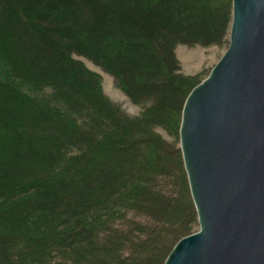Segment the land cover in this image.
Returning <instances> with one entry per match:
<instances>
[{
    "label": "trees",
    "instance_id": "trees-1",
    "mask_svg": "<svg viewBox=\"0 0 264 264\" xmlns=\"http://www.w3.org/2000/svg\"><path fill=\"white\" fill-rule=\"evenodd\" d=\"M232 8V0H0V264H149L167 241L163 264L188 233L170 232L171 193L191 200L198 224L179 127L201 79L182 73L176 46L222 43ZM79 56L113 75L142 113L110 100ZM167 121L177 130L178 175L155 133ZM148 138L155 145L143 147Z\"/></svg>",
    "mask_w": 264,
    "mask_h": 264
},
{
    "label": "water",
    "instance_id": "water-1",
    "mask_svg": "<svg viewBox=\"0 0 264 264\" xmlns=\"http://www.w3.org/2000/svg\"><path fill=\"white\" fill-rule=\"evenodd\" d=\"M232 7L228 46L182 109L199 227L163 264H264V0Z\"/></svg>",
    "mask_w": 264,
    "mask_h": 264
},
{
    "label": "rangeland",
    "instance_id": "rangeland-1",
    "mask_svg": "<svg viewBox=\"0 0 264 264\" xmlns=\"http://www.w3.org/2000/svg\"><path fill=\"white\" fill-rule=\"evenodd\" d=\"M228 36L229 33L224 37L223 42L218 44H210V45H203L200 43H196L193 45H189L185 43L178 44L176 46V54L180 61V67L182 73L186 77L194 78L195 82L205 78L209 74L212 67L216 64V62L225 52L228 46ZM79 57L85 61V63L89 68L94 69L101 74L102 90L105 93V95L108 98H110V100L118 104L125 112H127L130 115L137 116L142 113L144 106L142 104L133 102L124 92V90L120 87V85H118L113 75L106 72L103 68H101L99 65L95 64L93 61L89 60L88 58L84 56H79ZM167 122L166 124L165 123L158 124L155 127L156 128L155 133L157 134V137H159L161 141L165 142V143L163 142L162 144L158 142V145L166 148V152H167L166 154L169 155V159L172 162L171 167L173 168V171L175 170L178 175L176 169L177 155L179 154V149L177 145L178 143L177 130L173 128V123H172L173 121L172 122L169 121L168 123ZM151 139L152 138L145 139L144 142L142 143L143 147H145V144L155 145L154 140L156 139V137L154 136V140ZM179 141H180V136H179ZM171 194H172V199H171L172 202L170 205L174 207V211H177V213L174 216L171 215L170 218L171 223L168 224V226L170 227L169 229H171L170 232L171 233L177 232L176 234L179 236L180 234L187 232L191 233L197 230L199 227V223L196 225V217L193 206L191 204V200L185 197L186 195H184L183 192L180 193L173 192ZM181 211H184L183 214H186V217H184L183 220L181 218H178L180 216L178 212ZM168 232L165 238L170 237L171 233ZM177 235L176 237H178ZM173 240H175V238ZM166 242L163 241L160 244L161 247L159 246L157 248L149 264H161L163 256L165 252L168 250V247L166 249L164 248ZM128 261L130 262V260Z\"/></svg>",
    "mask_w": 264,
    "mask_h": 264
},
{
    "label": "bare ground",
    "instance_id": "bare-ground-1",
    "mask_svg": "<svg viewBox=\"0 0 264 264\" xmlns=\"http://www.w3.org/2000/svg\"><path fill=\"white\" fill-rule=\"evenodd\" d=\"M230 25H231V23H230ZM229 28H230V26H229ZM228 33H229V31H228Z\"/></svg>",
    "mask_w": 264,
    "mask_h": 264
}]
</instances>
